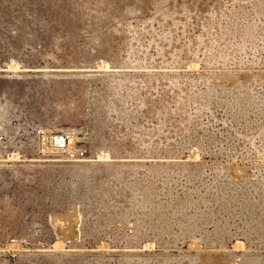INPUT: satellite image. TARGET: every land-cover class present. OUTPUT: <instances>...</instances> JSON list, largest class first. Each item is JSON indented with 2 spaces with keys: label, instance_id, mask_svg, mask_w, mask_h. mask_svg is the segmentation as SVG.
<instances>
[{
  "label": "rangeland",
  "instance_id": "obj_1",
  "mask_svg": "<svg viewBox=\"0 0 264 264\" xmlns=\"http://www.w3.org/2000/svg\"><path fill=\"white\" fill-rule=\"evenodd\" d=\"M263 47L264 0H0V264H264Z\"/></svg>",
  "mask_w": 264,
  "mask_h": 264
},
{
  "label": "built area",
  "instance_id": "obj_2",
  "mask_svg": "<svg viewBox=\"0 0 264 264\" xmlns=\"http://www.w3.org/2000/svg\"><path fill=\"white\" fill-rule=\"evenodd\" d=\"M50 141L56 149L62 150L67 146L68 136L64 132H54L50 135Z\"/></svg>",
  "mask_w": 264,
  "mask_h": 264
},
{
  "label": "bare ground",
  "instance_id": "obj_3",
  "mask_svg": "<svg viewBox=\"0 0 264 264\" xmlns=\"http://www.w3.org/2000/svg\"><path fill=\"white\" fill-rule=\"evenodd\" d=\"M183 9V8H182ZM257 15V14H256ZM221 18V17H220ZM133 30V29H132ZM219 33H220V31H219ZM264 48V47H263ZM240 51V50H239ZM175 58V57H174ZM112 78V77H111ZM119 80V79H118ZM119 83V82H118ZM105 87V86H104ZM116 90V89H115ZM256 93H257V91H256ZM112 94V93H111ZM106 95V94H105ZM208 96V95H207ZM209 97V96H208ZM104 102V101H103ZM210 102V101H209ZM258 104V103H257ZM127 112V111H126ZM196 113V112H195ZM225 125V124H224ZM252 144V143H251ZM186 145V144H185ZM108 182V181H107ZM113 191V190H112ZM106 194V193H105ZM113 201V200H112ZM108 205V204H107ZM91 213V212H90ZM264 217V216H263ZM216 221V220H215ZM217 225V224H216Z\"/></svg>",
  "mask_w": 264,
  "mask_h": 264
}]
</instances>
